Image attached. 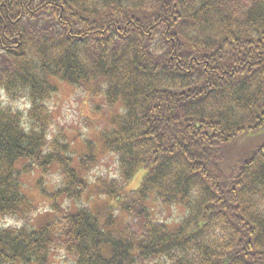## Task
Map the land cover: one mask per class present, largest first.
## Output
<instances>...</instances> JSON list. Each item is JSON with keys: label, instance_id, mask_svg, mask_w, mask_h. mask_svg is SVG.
I'll return each mask as SVG.
<instances>
[{"label": "trees", "instance_id": "obj_1", "mask_svg": "<svg viewBox=\"0 0 264 264\" xmlns=\"http://www.w3.org/2000/svg\"><path fill=\"white\" fill-rule=\"evenodd\" d=\"M58 83L110 109L96 142L117 175L96 179V210L63 204L92 199L99 159L50 134ZM57 248L63 264H264V0H0V264Z\"/></svg>", "mask_w": 264, "mask_h": 264}, {"label": "rangeland", "instance_id": "obj_2", "mask_svg": "<svg viewBox=\"0 0 264 264\" xmlns=\"http://www.w3.org/2000/svg\"><path fill=\"white\" fill-rule=\"evenodd\" d=\"M58 91L52 96L48 105L52 111L55 122L52 125L50 134H57V136L65 137L70 144V151L73 153L74 158L85 152L84 143L88 140L94 141L96 144V154L98 156V163L91 169L89 174L86 175L88 178V192H91L92 199L82 198L81 201L69 202L65 201L64 205H69L73 208L76 205L89 204L94 210L98 209L99 206H103L101 200L102 195L101 184L96 181L97 178L102 181L117 175V165L113 155L105 153L101 146L98 138V131L102 128L105 119H107V113H110V109L105 105H101L100 110L93 108V103H99V100L89 99V95L74 90L65 83H58ZM11 104V102L7 101ZM23 102H12V106L21 107ZM95 105V104H94ZM77 163V160H76ZM144 170L137 171L131 180L127 183V189H134L141 178ZM38 174L23 175L21 180L23 183L24 192L30 196L33 204L36 207L35 213L31 216L32 224L38 226L39 224L51 220L53 218L51 212V202L47 200L43 195H40L36 190V179ZM60 182L59 173L55 168L49 171V178L45 182L44 186L48 191H52ZM101 188H100V187ZM113 202V201H111ZM163 211V210H162ZM181 210L177 209H164L162 212V220H172L177 218ZM114 214V213H113ZM115 215V214H114ZM169 217V218H168ZM6 221L11 222V220ZM58 251L54 252L52 261L56 264L68 263L70 256L62 248H57Z\"/></svg>", "mask_w": 264, "mask_h": 264}]
</instances>
